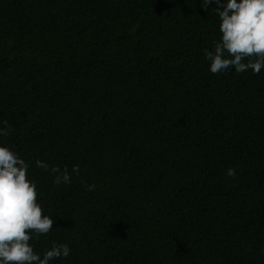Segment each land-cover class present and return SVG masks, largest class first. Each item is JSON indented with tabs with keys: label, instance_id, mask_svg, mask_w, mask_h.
Here are the masks:
<instances>
[{
	"label": "trees",
	"instance_id": "trees-1",
	"mask_svg": "<svg viewBox=\"0 0 264 264\" xmlns=\"http://www.w3.org/2000/svg\"><path fill=\"white\" fill-rule=\"evenodd\" d=\"M214 8L0 0V144L54 219L35 250L71 248L53 264H264V69L209 71Z\"/></svg>",
	"mask_w": 264,
	"mask_h": 264
},
{
	"label": "clouds",
	"instance_id": "clouds-1",
	"mask_svg": "<svg viewBox=\"0 0 264 264\" xmlns=\"http://www.w3.org/2000/svg\"><path fill=\"white\" fill-rule=\"evenodd\" d=\"M214 11L219 18V39L211 50L204 49L205 60L213 74L234 69L243 73L251 69L254 75L264 69V0H201V7ZM0 136L8 135L9 121L0 120ZM36 167L55 173L53 183L70 184L72 173H79L73 165L49 167L46 161L36 159ZM30 162L14 149L0 144V264H53L71 253L67 243L53 242L42 252L35 244L52 232L53 216L45 212L38 200L36 182L29 178ZM226 175H236L228 168ZM95 184H89L92 191Z\"/></svg>",
	"mask_w": 264,
	"mask_h": 264
}]
</instances>
